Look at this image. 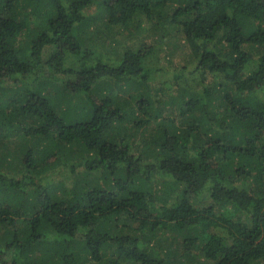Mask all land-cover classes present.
<instances>
[{
  "label": "trees",
  "instance_id": "trees-1",
  "mask_svg": "<svg viewBox=\"0 0 264 264\" xmlns=\"http://www.w3.org/2000/svg\"><path fill=\"white\" fill-rule=\"evenodd\" d=\"M0 264H264V0H0Z\"/></svg>",
  "mask_w": 264,
  "mask_h": 264
},
{
  "label": "rangeland",
  "instance_id": "rangeland-1",
  "mask_svg": "<svg viewBox=\"0 0 264 264\" xmlns=\"http://www.w3.org/2000/svg\"><path fill=\"white\" fill-rule=\"evenodd\" d=\"M143 25H144V27L142 29H144L143 30L144 32H142V33H144L146 36H149L146 31L150 30L149 28L151 27V24L149 22H143ZM100 27H103V24H100ZM113 37L115 38L116 42H120V43H123V44L126 43V44H128L130 46H137L139 44V41L137 39H135V36H131L130 34H127V32H124V30L122 29V26L117 27V30L115 31V34H114ZM143 37L144 36H142V35L140 36L141 39ZM150 42H151V39H150ZM161 49L162 48L158 45L157 50L161 51ZM160 61L161 62L156 63L155 67H164V66H166V63H165L166 61L165 60H164L165 62L162 61V59ZM122 96H128V95H125V94L122 95V93L119 94V97H120L121 100L125 99V97H122ZM139 144L140 143H138L136 145H139ZM133 153H136L134 148H133ZM67 174H68V171H62V172L58 173V180L62 181V180H65V178H67V185H70V184H72V182L69 180V176ZM156 184H159V182H156ZM158 188H159V185H157V191H159ZM153 193H155L154 196L156 197V202L151 206V208H155V209H159L163 205V203H164L162 201L163 197L165 199L166 198H171V200H169V204H173L175 196H176V194H174V191L172 192V190L169 187L167 188V190H165V193L161 192V191H159L157 193L155 191H153Z\"/></svg>",
  "mask_w": 264,
  "mask_h": 264
}]
</instances>
